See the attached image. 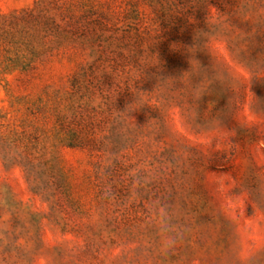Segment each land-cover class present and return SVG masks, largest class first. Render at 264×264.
Returning <instances> with one entry per match:
<instances>
[{
	"label": "rangeland",
	"instance_id": "rangeland-1",
	"mask_svg": "<svg viewBox=\"0 0 264 264\" xmlns=\"http://www.w3.org/2000/svg\"><path fill=\"white\" fill-rule=\"evenodd\" d=\"M0 264H264V0H0Z\"/></svg>",
	"mask_w": 264,
	"mask_h": 264
},
{
	"label": "clouds",
	"instance_id": "clouds-1",
	"mask_svg": "<svg viewBox=\"0 0 264 264\" xmlns=\"http://www.w3.org/2000/svg\"><path fill=\"white\" fill-rule=\"evenodd\" d=\"M194 40L198 41L199 37H197L195 35ZM174 48H178V46H176ZM190 54H192V53H190ZM193 60L196 61L195 66L192 63ZM157 61H158V59H157ZM188 62H189V66H190L188 71L183 72L178 77H158L157 85L158 84L163 85V84L168 83V82H171V84L173 86H175L177 83L183 84L184 81L181 78L185 77V74L187 73L188 74L187 78H186L187 79V86L191 90L192 98H193L195 105H197V102L201 99L202 96H204L206 94H210V86L214 82H216L217 77L215 76V74L210 75L209 73H203L201 71V69H203V68L201 67L199 61L194 58V54L190 55ZM157 64H158V62H157ZM157 64H155V65H157ZM249 71H250V69H249ZM215 72H223V69H218ZM197 77L199 78V82L197 84L193 85V83H192L193 78H197ZM136 99L137 98L135 97L133 102L127 106L134 104L136 102ZM141 106H143V105H141ZM139 108H132L129 113H131L133 111H137V110H139Z\"/></svg>",
	"mask_w": 264,
	"mask_h": 264
}]
</instances>
